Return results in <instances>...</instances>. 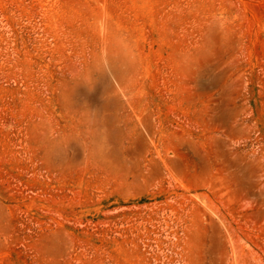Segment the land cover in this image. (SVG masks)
<instances>
[{"label": "rangeland", "instance_id": "rangeland-1", "mask_svg": "<svg viewBox=\"0 0 264 264\" xmlns=\"http://www.w3.org/2000/svg\"><path fill=\"white\" fill-rule=\"evenodd\" d=\"M0 264H264V0H0Z\"/></svg>", "mask_w": 264, "mask_h": 264}]
</instances>
